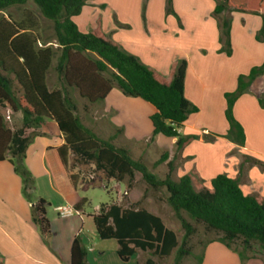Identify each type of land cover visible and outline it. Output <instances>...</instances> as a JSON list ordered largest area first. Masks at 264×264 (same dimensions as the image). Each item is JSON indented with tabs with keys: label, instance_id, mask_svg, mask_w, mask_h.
<instances>
[{
	"label": "trees",
	"instance_id": "16d2710c",
	"mask_svg": "<svg viewBox=\"0 0 264 264\" xmlns=\"http://www.w3.org/2000/svg\"><path fill=\"white\" fill-rule=\"evenodd\" d=\"M89 1L96 0H0V14L33 2L41 15L54 23L61 49L55 70L64 83L61 90L49 89L48 74L56 55L54 49L50 46L37 48L38 41L29 28L0 17V107L6 106L23 114L22 126L12 129L0 111V162L9 160L15 172L21 175L23 194L31 201L33 178L25 166V159L36 134L28 135L27 132L40 129L47 120L54 121L64 143L48 149L47 162L73 190L79 185L98 186L91 177L83 175L82 169L91 166L94 172L102 173L108 180L118 183L127 180L129 190L134 188L139 173L152 189H166L168 193V203L185 230L181 243L162 218L147 209L123 208L117 203L102 204L99 212L92 216L99 238L117 241V254L122 262H128L140 250L152 255L146 264H155L154 256L164 258L173 253V264H182L193 254L190 242L197 233V228L184 213L202 224L206 231L221 234L212 242H219L237 253L243 263L249 259L246 253L253 250L255 244L264 253V200L246 194L237 179L221 174L211 181L210 187L201 189L195 187L188 174L175 181L171 176L173 163L168 161V153L155 164L157 167L167 163L169 172L160 179L143 160L134 159L127 148L115 144L120 131L108 139L101 138L76 115L78 107L71 96L72 90L95 104L104 101L117 87L125 96L140 98L156 109L150 117L152 142L158 135L176 138L177 148L182 149L191 138H196L180 134L188 117L199 111L185 96L186 61L178 62L172 68V79L167 81L102 34L81 32L73 18L81 14ZM171 4L172 0H168V12H172ZM225 11L264 14V0L219 1L215 15ZM230 29L231 20L226 18L221 23V35L228 54H231ZM263 74L264 64L253 68L249 75L240 76L235 92L225 95L228 136L241 145L245 142V133L234 117L233 107L239 96ZM263 99L261 105L264 106ZM44 203L39 200L32 206L33 220L43 234H48L50 225ZM87 204L86 199H81L73 210L82 215ZM239 241L241 249L234 246ZM205 249L196 257L197 264H202ZM70 264H88L87 250L79 237L72 244Z\"/></svg>",
	"mask_w": 264,
	"mask_h": 264
},
{
	"label": "crops",
	"instance_id": "0c3cea01",
	"mask_svg": "<svg viewBox=\"0 0 264 264\" xmlns=\"http://www.w3.org/2000/svg\"><path fill=\"white\" fill-rule=\"evenodd\" d=\"M219 1L222 0H172V12H168V0H96L87 2L73 20L81 32L102 34L167 81L172 79V68L186 61L185 96L199 111L191 114L180 129L182 136L196 138H191L182 149L177 148L176 138H171L173 148L168 150V161L173 163V180L178 181L188 174L195 187L201 189L210 187L216 176L226 174L237 179L246 194L262 201L264 74L253 81L233 107L234 117L245 133L242 145L228 136L225 95L237 90L240 76H247L253 68L264 64V14L225 11L215 15ZM226 18L231 20V54L226 52L221 35V23ZM163 43L166 46L160 50ZM92 105L101 108L94 117L96 121L103 119L109 128L106 139L118 131L117 137L150 139L153 132L150 117L156 113L151 104L127 97L114 87L104 101ZM85 126L99 136L94 126ZM36 131L32 141L53 135L56 144L47 143L32 152L34 143L31 142L27 149L25 165L33 178L35 201L25 197L23 182L19 185L6 168L5 164H9L16 173L9 160L0 162V169L8 172L0 175V264H70L71 247L77 237L87 250L88 261L101 260L104 252L100 257L95 255V250L86 247L80 233L85 209L82 215L75 212L77 217L61 216L57 210L60 207L73 209L80 201L77 190L47 162L48 149L64 143L61 132L51 120ZM39 200L45 202L43 207L50 225L48 234H43L33 220L32 206ZM63 220L66 229L62 233ZM218 244L207 245L202 264H243L237 253L229 249H220L223 257L219 258V263L214 261L218 257L214 246ZM136 259L133 264H142L139 251L128 264ZM244 264H264V261L249 256Z\"/></svg>",
	"mask_w": 264,
	"mask_h": 264
},
{
	"label": "rangeland",
	"instance_id": "374dc122",
	"mask_svg": "<svg viewBox=\"0 0 264 264\" xmlns=\"http://www.w3.org/2000/svg\"><path fill=\"white\" fill-rule=\"evenodd\" d=\"M0 17H4L15 24L23 23L25 25V28H29L38 41L36 45L37 48H45L47 46H50L54 49L56 55L54 57L53 66L48 74V85L51 89H53L54 87L62 88L64 86L63 80L55 70V66L57 65L58 58L61 54V49L57 44V39L54 31V23L46 20L41 15L39 8L33 2H29L25 6L12 7L6 12L1 13ZM168 43H170V40L166 42V45ZM166 45L164 43L161 44L160 50H162ZM90 56L92 58H97L96 55ZM71 96L78 107L76 115L80 118V120L87 126H94V129H96L99 136L106 139L108 137L107 132L109 128H107V126L104 124L103 119L96 121L94 117L96 110H101V108H99L98 106L95 107L87 100L81 98L77 90H72ZM85 106L87 107V109H85ZM0 111L6 118V121L10 128L17 129L22 126V112H13L9 107L6 106L0 107ZM98 115H100V113H98ZM27 134L35 135L37 134V131L33 132L32 130H29ZM32 143L30 151L33 152L36 149L42 148L47 143L51 145L56 144V138L53 135H50L48 137H39L38 139H36V142L32 141ZM172 143L173 142L171 138H167L163 135H158L153 142L146 137H117V140H115V144L120 147L127 148L134 159L143 160V162L149 167V169L160 179H164L169 170L167 164L165 163L160 164L157 167H155V164L164 153H168V150H172ZM30 146L31 145H29V147ZM5 165L6 168L10 171L11 175H13L15 179H17L20 185L23 182L21 175L14 173V171H12L8 166L9 164ZM82 171L85 177H91L98 186L87 187L84 185H79L77 188L76 195L80 198V200L86 199L88 201V204L85 207V214H83L84 224L80 225V233L86 240V247L88 249L95 250V255L100 257V254L104 252L103 258H101V260L95 259L94 261H92V259H90L89 261L87 260L88 264H116L118 261H120L122 264H128V262H122L118 257L117 241L114 239L102 240L99 238L96 232L95 223L92 216L99 212V208L102 204L117 203L123 208H143L151 212H155L162 218L166 227L173 230L177 234L178 240L181 243L182 238L185 234V230L183 229L180 221L177 219L173 209L168 203V193L166 189H160L158 191L152 189L143 180L141 174L139 173L136 174L134 188L132 190H129L127 187V180H125L123 183H118L114 180H108L102 173L94 172V168L91 166L84 167ZM7 173L8 172L6 170L0 169V175L4 176L7 175ZM31 188V195H33V184L31 185ZM125 193H128V195H125ZM35 196L36 195L34 194L31 197V200L35 201ZM73 215L77 217L75 213ZM184 216L197 228V233L192 237L190 242L193 247V254L189 257H186L183 260L182 264H197L196 257L203 253L205 246L208 243L216 241L221 234L216 232H208L202 224H197L188 214L184 213ZM64 223L65 221L63 220V225L61 223L62 233L66 229ZM240 244L241 242L239 241L234 246L241 249ZM214 248H217L215 250V253L218 255V257L214 261H217L219 263V258L223 257L219 250L221 249L223 251H226V249L228 248L221 243L214 246ZM139 253L141 255L142 264H145L146 259L152 257L151 253L149 252H143L139 250ZM246 256H253L258 260L264 261V253L262 252L258 244H255L253 250L248 251L246 253ZM174 258L175 253H173L169 257L164 258H159L157 256L153 257L155 264H173ZM133 261L134 262H132V264L135 263L137 259Z\"/></svg>",
	"mask_w": 264,
	"mask_h": 264
},
{
	"label": "built area",
	"instance_id": "2783aa9c",
	"mask_svg": "<svg viewBox=\"0 0 264 264\" xmlns=\"http://www.w3.org/2000/svg\"><path fill=\"white\" fill-rule=\"evenodd\" d=\"M61 216L67 217L73 215L75 211L72 208L60 207L57 209Z\"/></svg>",
	"mask_w": 264,
	"mask_h": 264
}]
</instances>
